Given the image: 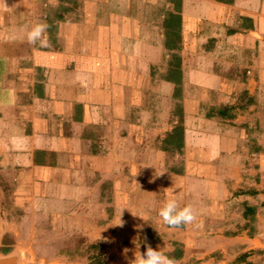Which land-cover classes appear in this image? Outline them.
Here are the masks:
<instances>
[{"label": "crops", "instance_id": "0c3cea01", "mask_svg": "<svg viewBox=\"0 0 264 264\" xmlns=\"http://www.w3.org/2000/svg\"><path fill=\"white\" fill-rule=\"evenodd\" d=\"M38 23L47 46L27 42ZM262 132L264 0H0V264H69L38 251L54 233L103 240L110 264L148 246L178 264H264ZM169 200L196 222L165 226Z\"/></svg>", "mask_w": 264, "mask_h": 264}, {"label": "rangeland", "instance_id": "374dc122", "mask_svg": "<svg viewBox=\"0 0 264 264\" xmlns=\"http://www.w3.org/2000/svg\"><path fill=\"white\" fill-rule=\"evenodd\" d=\"M249 104V99L245 100L243 99L241 102L238 100L236 105L234 106L235 109H243L246 104ZM233 108V110H234ZM231 110V109H230ZM262 141H264V133H261ZM256 137V136H255ZM255 146V145H254ZM249 162L248 165L245 168L246 176L253 182V183H259L258 179L261 174H259L258 170L261 168L260 161H259V153L254 149L249 154ZM175 168H181L182 164L178 162H172L171 164ZM109 187L107 186L105 189V193L107 195H104L102 200L104 201V204L107 205V211L106 216L107 218H111L112 212L111 207L108 205L111 204L110 195H109ZM91 215L94 217V215H97V212L91 213ZM49 219V218H48ZM45 230V229H44ZM49 231V230H48ZM48 233V232H47ZM51 237H46V240H49L52 238L53 243L52 244H45V245H39L38 251H41L42 253H49L51 251H58L59 253H66L69 254V264H97L98 258H100L101 262L103 264H110L111 260H108V250L109 246L104 244L103 240H99L96 242H87L86 239L82 235L78 234H72L69 235L68 242H65V238L63 237H53L54 234H49ZM96 244L101 246L100 244H103L100 248L92 249L90 250L91 245ZM20 246V245H19ZM24 247L23 245H21ZM18 245H14L13 249H18ZM103 255V256H102Z\"/></svg>", "mask_w": 264, "mask_h": 264}, {"label": "clouds", "instance_id": "9594fccd", "mask_svg": "<svg viewBox=\"0 0 264 264\" xmlns=\"http://www.w3.org/2000/svg\"><path fill=\"white\" fill-rule=\"evenodd\" d=\"M47 25L38 23L31 30L27 31V42L30 45L47 46L48 41L45 37ZM133 215V214H132ZM135 216V215H134ZM159 218L169 229H179L181 226L192 225L197 217L191 206L180 208L175 200L167 201L158 212ZM199 227L200 225H196ZM142 226H138L141 229ZM6 264H14L12 259L4 261ZM131 264H178L175 258L165 255L160 250H154L148 246L143 254H139V260L135 259Z\"/></svg>", "mask_w": 264, "mask_h": 264}, {"label": "trees", "instance_id": "16d2710c", "mask_svg": "<svg viewBox=\"0 0 264 264\" xmlns=\"http://www.w3.org/2000/svg\"><path fill=\"white\" fill-rule=\"evenodd\" d=\"M171 18L173 19L175 25L177 28L180 26V17L178 15H171ZM177 38H179L177 36ZM175 65L171 63V68L168 72L167 78L176 83L177 85L180 83V77H181V71H180V59L176 56H174ZM231 108L230 107H222L219 110H217V114L219 116H227L228 112ZM173 115L177 117V125L173 128V130L167 135V137L163 140V150L169 153H173L176 151H181L183 148V141H184V128H183V118H182V112L179 105L175 108ZM247 214H253V209L250 207H247L245 209V215ZM101 246L103 244H100ZM101 246L93 244L90 247V250L100 248ZM103 247V246H102ZM103 256V255H102ZM97 264H103L100 260V258L96 259ZM96 264V263H95Z\"/></svg>", "mask_w": 264, "mask_h": 264}]
</instances>
